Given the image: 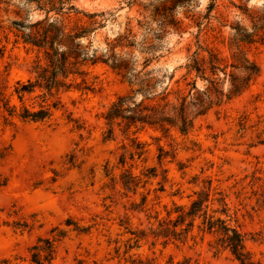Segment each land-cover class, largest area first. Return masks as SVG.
Wrapping results in <instances>:
<instances>
[{"label": "rangeland", "instance_id": "374dc122", "mask_svg": "<svg viewBox=\"0 0 264 264\" xmlns=\"http://www.w3.org/2000/svg\"><path fill=\"white\" fill-rule=\"evenodd\" d=\"M73 4L83 13H105L97 18L103 26L92 25L97 29L83 40L85 46L91 42V56L105 54L119 35L135 37L134 47L116 52L131 54L134 72L156 83V93L167 86L168 91L182 88L188 93L186 83L194 78L184 80L188 59L196 51L207 55L209 49L230 60L231 39L238 30L258 34L256 43L242 48L260 76L239 97L197 117L188 136L149 127L133 128L127 135L116 127L115 139L105 140L104 114L119 97L130 95L132 86L120 72L101 63L90 69L94 92L61 95L64 106L49 122L25 124L15 119L8 125L0 117V264H33L32 246L41 238L58 236L59 230L66 231V237L57 243L51 264H132L140 257L156 264H239L229 251L211 249L209 236L164 246L149 236V229L156 227V214L165 218L174 202L190 204L205 180L211 178L213 187L228 191L246 174L264 170V0ZM83 13H71L65 20L68 27L90 25ZM43 17L35 4L0 1V97H10L16 83L30 77L35 60V53L16 42L13 22L30 24ZM197 86L203 91L207 82L198 79ZM224 88L227 91L228 81ZM142 97L138 94L135 100ZM33 102L40 100L28 103ZM137 143L142 155L133 158ZM122 155L125 167L119 164ZM107 164L115 179L106 175ZM125 169L140 178L136 188H123ZM152 169L156 176L146 177ZM144 197L147 202L142 205ZM243 198L232 194L230 215L238 218L247 250L264 261V207ZM136 233L147 236L137 241Z\"/></svg>", "mask_w": 264, "mask_h": 264}, {"label": "trees", "instance_id": "16d2710c", "mask_svg": "<svg viewBox=\"0 0 264 264\" xmlns=\"http://www.w3.org/2000/svg\"><path fill=\"white\" fill-rule=\"evenodd\" d=\"M18 1L35 4L36 9L44 13V17L30 24L24 21L13 22L17 32L16 42H22L28 51L35 53V60L31 70H28L30 77L26 81H18L10 97H0V117L8 125L13 124L15 119L25 124L49 122L54 112L64 106L61 95L73 91L83 94L93 93L95 87L89 79L90 69L101 63L120 72L132 86L130 95L119 97L105 112L104 118L108 126L105 140L115 139L116 127L123 129L124 134L129 133L133 128L138 131L149 127L160 129L165 134L177 130L182 135L188 136L197 117L206 114L214 106H220L239 97L260 76L259 67L250 61L242 48V44L256 43L254 38L258 34L251 35L246 31L238 30L231 39L230 60H224L219 53L209 49L206 50L207 55L196 51L188 59V63L185 64L187 73L184 80L194 76L191 82L186 83L187 87H190L188 93L182 88L168 91V86L163 92L156 93L153 91L156 83L141 79L140 74L134 72L131 54L116 52L117 48L134 47L135 37L119 35L115 43L108 44L109 49L105 54L90 55L91 42L89 41L85 46L83 40H89L90 35L97 29L92 25L103 26L102 21H98L97 18L103 17L104 12L83 13L73 4L75 0ZM71 13H83L89 18L90 25L76 23L74 27L69 28L65 20ZM146 63H149V60ZM174 77L172 76L170 80ZM198 79L207 82V87L203 91L197 86ZM226 81H228L227 91L224 88ZM179 83L180 80H176V84ZM138 94H142L143 97L136 101ZM36 99L40 102L28 103ZM135 140L137 138L132 139L133 142ZM136 145L135 152L131 153L133 158L142 155L140 143ZM69 162L72 166L76 163L74 155ZM119 164L122 167L126 166V156L120 157ZM108 168L107 164L106 175L115 179ZM125 171L121 177L123 188H136L140 178L133 174L129 176V169ZM151 172L153 169L148 170L145 176H156ZM247 179L248 183L244 185L243 182ZM213 184L211 178L205 180L203 188L194 191L190 204L174 202L171 209H166L165 218H160L157 213L154 217L157 221L156 227L149 229V236L156 241L161 240L164 246L170 243L186 244L189 240L195 241L198 235H201V240L209 236L210 248L216 253L222 250L229 251L239 264H264L263 260L255 259L247 250L246 235L241 231V225H238V218L230 215L232 194L237 199L244 197L245 200L254 201L257 207H264V170L256 169L250 175L246 174L245 178L232 185L228 191L215 188ZM236 186L240 188L232 192ZM146 202L147 197H144L142 205ZM234 214H237V211ZM85 230L78 228L80 232ZM143 233L135 234L137 241L147 236ZM65 237L66 231L59 230L58 236L39 239L30 249L31 262L51 264L56 258L57 243ZM116 252L119 254L120 249L117 248ZM131 262L156 264L154 260H144L141 257Z\"/></svg>", "mask_w": 264, "mask_h": 264}]
</instances>
